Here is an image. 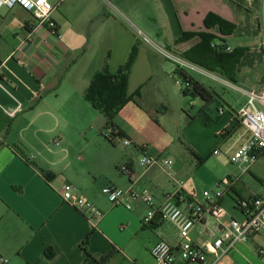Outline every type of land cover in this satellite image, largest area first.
I'll return each instance as SVG.
<instances>
[{
  "label": "crops",
  "instance_id": "1",
  "mask_svg": "<svg viewBox=\"0 0 264 264\" xmlns=\"http://www.w3.org/2000/svg\"><path fill=\"white\" fill-rule=\"evenodd\" d=\"M263 4L264 0H61V39L38 25L31 12L1 7L0 258L6 261L0 264H155L150 248L157 240L178 244V230L171 222L158 216L153 224L144 221L149 206L140 197L131 199L127 208L111 203L101 190L106 185L136 193L147 188L155 203L175 195L180 206L189 199L203 201L195 179H177L191 162L139 142L138 134L151 119L170 111V101L178 108L187 106V96L172 74L177 65H168L171 60L160 48L182 58L188 53L189 60L184 59L208 76L201 79L187 72L214 91L207 104L200 96L190 97L193 112L186 110L176 119L182 134L189 132L183 139L196 159L214 153L216 145L225 150L226 158L206 162L217 172L206 184L215 187L223 178L231 180L221 204L233 217L238 198H264V149L246 170L229 160L247 135L235 111L246 101L245 91L264 88ZM210 14L233 23V31L223 34L218 25L207 26ZM204 33L213 35L211 46L224 45L230 48L227 52L244 49L234 82L218 69L205 67L203 49L190 52ZM132 51L127 91L139 104L127 102L114 120L133 149L102 138L98 131L105 117L84 98L96 71L107 65L115 72ZM212 78L234 86L236 93L227 98ZM17 100L21 105L16 110ZM224 128L226 133L220 135ZM141 153L173 157L174 173L158 163L145 167ZM121 164L129 171L121 172ZM171 180L183 183L171 185ZM65 182L94 203L100 214L66 203L60 195ZM215 223L207 217L204 224H196L191 234L198 228L200 235H191L193 242L206 246Z\"/></svg>",
  "mask_w": 264,
  "mask_h": 264
},
{
  "label": "built area",
  "instance_id": "2",
  "mask_svg": "<svg viewBox=\"0 0 264 264\" xmlns=\"http://www.w3.org/2000/svg\"><path fill=\"white\" fill-rule=\"evenodd\" d=\"M61 0H0V8H12L18 6L29 11L35 17L37 24L46 26L50 32L56 36V39L62 38L59 31V21L57 14ZM226 47V50H229ZM162 54L175 62L178 68H197L188 60L179 57L173 52L160 48ZM201 70V69H199ZM176 83L182 87L181 79H177ZM246 101L235 111L237 118L247 135L244 140L234 147L229 155L232 163L242 165L246 170L253 163L258 153L264 149V88L259 90H247ZM17 100V108L20 107ZM223 113V109L218 110ZM227 129H222L220 135L226 133ZM58 144V141H55ZM124 144H129V140H124ZM217 153V150H214ZM141 164L145 167L153 164H161L166 167L171 174L174 173V159L171 156H150L142 154L140 158ZM121 172H128L127 164L119 166ZM178 185H182V180H176ZM229 178L221 179L217 184L214 192L204 190L202 195L205 200L199 202L195 199H189L184 206H180L175 195L168 196L159 203H155L153 195L147 188L142 189L139 193L132 190H125L120 187L106 185L102 187V192L107 199L113 204H124L130 208V200L140 197L141 200L149 206L147 214L144 218L146 223L158 216L164 221L171 222L178 230L179 241L174 247L165 240H157L150 248V253L155 260V264H176V257H179L180 264H217L222 258L226 257L235 245L239 242L246 241L252 235L264 231V198L258 196L240 197L235 202V207L240 211V218H235L228 214L225 207L221 204L224 188L230 186ZM62 199L80 209L89 212L91 215H99L100 210L90 200L76 193L70 183H64L60 191ZM181 198V196H176ZM185 199V198H183ZM207 217H212L216 221L212 232L213 237L206 246L198 245L193 242L190 232L198 223H205ZM223 217H227V222L222 221ZM259 255L264 262V249H261ZM0 261L5 262L6 259ZM251 264V263H250Z\"/></svg>",
  "mask_w": 264,
  "mask_h": 264
},
{
  "label": "rangeland",
  "instance_id": "3",
  "mask_svg": "<svg viewBox=\"0 0 264 264\" xmlns=\"http://www.w3.org/2000/svg\"><path fill=\"white\" fill-rule=\"evenodd\" d=\"M263 8H264V4H263ZM163 59H166V58H163ZM167 61H170V60H167ZM168 63H170V65H175V62L170 61V62H167V64ZM195 66L197 67V65ZM199 69L187 68L186 70L194 74V76L201 78V79H203L204 76H208V74L204 72V69H202L203 71ZM172 74H173L174 79H178V75L176 73L172 72ZM210 80H214L215 83L217 82L218 84L217 88H219L221 93L224 94V96L226 95L227 98H229L231 94L234 95L236 93V89L234 86L225 84L224 82L216 78H212ZM175 91H177V93L179 92L178 89H176ZM189 100H190V97L187 96L186 97L187 106L186 108L184 107L183 109L180 107L178 108L176 101L174 100L170 101L169 103L171 106L170 111L164 116L158 117L157 115V117L155 118L153 117L151 119L150 126L143 129V131L139 133L138 136H139V142L148 144L149 147H152L155 151H157L160 154H163V155L181 154L183 157L181 159H185L186 162H191V167L187 171L182 170L181 172H179L177 175V179L181 178L183 180H186L189 178V176H191L190 178L195 179L197 181L196 186H197V189L200 191L201 199L205 200V197L202 195V192L204 190H208L209 192H214L216 188L215 184H217V182L214 183L215 187L214 186L212 187L206 184L207 179H209V177L212 174L214 177L217 175L216 170L215 169L213 170V168H211L206 162L208 160H211V161L220 160L221 161L223 158H226V153H225V150L220 145L215 146V148H217L216 150L218 154L211 153V152L207 153L205 156L202 157V161H197L198 158L196 159L193 153H191L192 151H190V149L187 147L183 139V137L187 138V134L189 132H187V134L186 133L182 134L183 127L176 120L180 115L185 116L186 110H190V111L193 110V108H191L190 106ZM114 123L116 124L115 120H114ZM99 130L100 131H98V133L106 141L113 143V145L120 147V148L126 147V145L124 144V140H129L128 137L113 136L110 132L109 127L106 126V119L103 121L102 127H100ZM127 145L131 147L132 149L134 148V145L133 143H131L130 140H129V144ZM170 184L177 185L175 181L173 180H171ZM231 211L232 213L235 214L236 218H240V214L237 210L234 209ZM196 229L193 230L192 234L190 232V235L198 238L200 233H198V228ZM261 249H264V231L254 234L253 236L249 237L244 242L237 243L235 247L231 251H229L227 256L222 258L217 264H248V263L262 264L264 263L262 261L263 258L259 255Z\"/></svg>",
  "mask_w": 264,
  "mask_h": 264
},
{
  "label": "trees",
  "instance_id": "4",
  "mask_svg": "<svg viewBox=\"0 0 264 264\" xmlns=\"http://www.w3.org/2000/svg\"><path fill=\"white\" fill-rule=\"evenodd\" d=\"M211 16H214V19H212ZM205 24L207 26L212 24L218 25L223 34H230L234 29L233 23L211 14L206 17ZM185 35L184 33L182 37ZM212 38V34L204 33L201 43L190 52L198 48L203 49L205 67L210 70L218 69L227 79L234 82L236 80V66L244 54V49L235 48L227 52L224 45L211 46L210 41ZM188 56V53L183 55L186 59L189 58ZM133 58L134 51L130 53L127 62L119 66L115 72H111L107 65H104L92 75L84 91V98L105 117L106 126L109 127L113 136H125L123 131L114 123V117L119 110L129 101H134L139 104L135 99L136 95L128 94L127 91L128 72ZM175 72L182 81L181 90L184 95L189 97L200 96L205 104L212 100L214 91L196 80L187 70L176 67ZM198 159L201 161V158ZM45 176L48 177L49 172H46ZM153 223L155 222L152 221V224ZM86 240L87 235L83 239V244H85ZM47 251L48 249H46V252ZM48 255L50 254L48 253ZM87 255H89V253H87Z\"/></svg>",
  "mask_w": 264,
  "mask_h": 264
}]
</instances>
